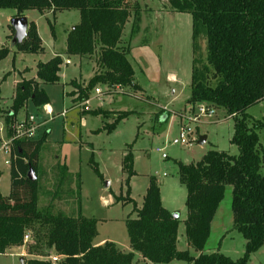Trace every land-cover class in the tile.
Here are the masks:
<instances>
[{"label":"trees","instance_id":"trees-1","mask_svg":"<svg viewBox=\"0 0 264 264\" xmlns=\"http://www.w3.org/2000/svg\"><path fill=\"white\" fill-rule=\"evenodd\" d=\"M172 11L191 15L193 55L199 36L206 39V61L202 65L194 59L191 69L190 97L192 108L205 103L223 108L233 119L234 133L231 143L239 154L208 151L195 164L177 163L178 180L186 189L184 221L185 237L189 247L199 253L177 250L178 218L163 208L160 189L155 177H150L140 208L133 206L134 219L125 226L131 252H122L113 242L94 243L97 237V220L85 218L80 211L76 217L64 215L55 209V202L65 199L71 181L67 182L68 169L57 164L52 169L50 190L42 186L39 152L49 131L36 140L15 141L11 146L10 192L0 194V256L13 247L25 246L30 255L49 258L53 251L60 260L55 264H135V253L153 264H249L250 256L264 248V140L258 130L264 129V120L249 127L247 110L264 101V0H167ZM39 14L51 12L52 20L62 11L75 10L79 22L66 37L68 56L94 57L96 69L85 86L71 82L75 102L88 99L97 86L107 89L129 87L140 90L134 81V70L127 59L130 46L123 45L122 34L132 18L130 38L140 31L141 13L137 4L131 8L126 0H0V10ZM54 36V27L47 21ZM12 31L13 29L8 26ZM15 52L41 55L42 41L33 22L28 23L24 41L14 47ZM0 48V62L10 53ZM63 60L55 56L36 64V79L22 81L16 88L10 107L3 111L7 125L30 102L35 108L49 104L41 84L54 85L60 80ZM101 116L98 130L110 134L116 125L131 112H110L96 108L87 111ZM115 115L111 123L107 118ZM106 122V123H104ZM131 146H129V149ZM93 172L101 178L96 164L90 160ZM36 176L28 178L29 170ZM121 170L127 174L126 202L129 198V179L133 171V155L128 151L122 159ZM75 183L78 192L79 180ZM40 180V181H39ZM66 185V186H65ZM227 186L232 187L231 211L233 229L245 240L241 258H231L217 252L202 253L211 233V223L222 202ZM49 197L47 205L39 209V192ZM56 210V211H55ZM55 211V212H54ZM30 233V242L25 237ZM29 237V236H28ZM24 264H52L45 259H31Z\"/></svg>","mask_w":264,"mask_h":264},{"label":"rangeland","instance_id":"rangeland-1","mask_svg":"<svg viewBox=\"0 0 264 264\" xmlns=\"http://www.w3.org/2000/svg\"><path fill=\"white\" fill-rule=\"evenodd\" d=\"M126 3L130 8L137 4L141 13L140 32L130 38V18L123 30L122 43L130 45L131 54L127 55V59L134 70V81L142 91L129 87L118 91L113 88L107 90L106 95L103 94L99 100L93 89L88 96V110H85L82 106L72 104L66 91L73 77H81L82 82L91 78L95 61L82 60L80 68L77 65L74 67L76 73L73 69L66 71L65 63L61 65L57 84H41L48 95L53 117L46 116L40 108L32 110L30 107L31 114L43 123L34 139L41 138L42 133L49 131L39 152L40 171L37 175L40 179V172L49 174L42 178V186L45 190H50L53 175L51 168L57 164H65L69 175L66 180L71 181V185L69 191L65 192L67 200L56 201L55 209L70 217H76L80 211L83 217L96 219V241L109 239L127 249L130 246L126 220L135 218L133 206L141 207L149 178L155 177L163 208L178 215L177 250L188 251L190 255L197 256L199 253L189 247L185 237L186 189L178 180L177 163L195 164L210 150L238 156L237 147L231 143L234 122L223 108H214L211 117L195 119L200 104L192 108L187 103L193 60L196 59L197 64L202 65L207 57L204 36L198 37L197 51L193 55L191 15L172 11L167 0H126ZM14 14L13 10H0V46L6 42L8 25ZM29 16L38 19L39 37L43 41V47H46V56L18 55L22 57H18L13 65L11 54L0 62V106L4 110L10 105L12 82L17 81L21 75H24V79L35 77L32 60L38 58L47 61L53 49L58 51L63 47L61 42L64 41V31L79 22V13L75 10L58 12L54 20L51 13L40 17L37 11H30ZM48 20L54 27L57 46L54 45ZM144 59L148 61L147 66ZM170 76H174L175 80L172 81ZM103 88L105 91L106 87ZM96 108L111 110L110 112H131V115L107 134L105 131L98 132L102 119L96 120L87 113ZM63 110H67L65 117L57 116ZM247 115L249 127L257 120L263 121L264 101L250 107ZM3 116L1 109L0 118ZM113 116L115 115L107 118V123L112 122ZM182 125L189 126L192 134L188 143L174 145L172 141L178 138ZM258 136L260 141L264 140V129L258 130ZM200 137H205L203 144H198ZM1 148L2 142L0 194L5 197L10 192V168L5 163L8 156ZM128 151L133 155L135 175L129 179V198L132 202L127 203L124 185L127 174L122 172L121 162ZM91 159L98 167L101 178L93 172ZM76 176L80 186L78 192L75 188ZM231 199L232 187L227 186L202 253L218 251L232 260L243 256L245 240L233 229ZM48 200L49 197L40 191L39 209L47 205ZM27 235L29 237L27 236L26 242H30L31 234ZM50 255L54 256L53 251ZM43 259L49 261L48 258ZM143 262L140 255L134 259L135 264ZM0 264H21L20 257L14 256L13 250H8L1 256ZM169 264L184 263L172 261ZM249 264H264V248L250 256Z\"/></svg>","mask_w":264,"mask_h":264},{"label":"crops","instance_id":"crops-1","mask_svg":"<svg viewBox=\"0 0 264 264\" xmlns=\"http://www.w3.org/2000/svg\"><path fill=\"white\" fill-rule=\"evenodd\" d=\"M29 12L30 11H28V12H25L24 13V17H26L27 18V21H28V23L29 22H33L34 24H35V26H36V29H37V33H38V35H39V30H38V19H34V18H30V16H29ZM48 13H51V12H45L44 14H40V17H44L46 14H48ZM14 16H12L11 18H13ZM56 17V16H55ZM126 24H128V22L126 23ZM8 26H10V25H8ZM125 27H126V25H125ZM73 27H70V29H68L67 31L65 30L64 32V41L63 42H61V41H59V43L61 42V43H63V47H61L60 49H58V51L56 50V49H53V53H51V55H50V57H49V59H51L52 57H55V56H60L61 58H62V60H63V64L65 63V68H66V71H69L68 69H73V72H77L76 70H74V67L77 65L79 68L81 67V61L82 60H89V61H91V60H93V61H95L94 60V57H92V59H89V58H80V57H78V56H68V55H66L65 54V51H66V37H67V34H68V32L72 29ZM140 32V31H139ZM13 35H14V30H10L9 29V27H8V32H7V35H6V42L3 44V45H1L0 46V48L1 47H5V46H7V47H9L10 48V53H9V55H13V58H12V64L14 65V64H16V62H17V58L18 57H22V56H18V55H22L23 53H17V52H15V49H14V47L11 45V40H12V37H13ZM54 40H53V42H54V45L55 46H57L58 45V41H56V39H57V37H56V34H55V36H54V38H53ZM7 42H9V43H7ZM129 43V42H128ZM42 44H43V41H42ZM129 45V44H128ZM130 46V45H129ZM131 54V51H130V53H129V55ZM8 55V56H9ZM23 55H25V54H23ZM7 56V57H8ZM33 56H36L37 57V55H33ZM41 56H46V47H44V53L43 54H41ZM64 57V58H63ZM48 59V60H49ZM5 60V59H4ZM47 60V61H48ZM33 61V64H34V66H35V74H36V64L38 63V62H46V61H42L41 59H38V58H36V59H34V60H32ZM143 62H144V64H145V66H147L148 65V61H145V59L143 60ZM63 64H62V66H63ZM62 66H61V68H60V71L62 70ZM95 68H96V66H94V68H92V73H91V76L90 77H92L93 76V74H94V71H95ZM60 78V77H59ZM31 79H36V75H35V77H32ZM31 79H24V75H21V77H19V79H17V81H14V82H12V90H11V94H10V105H11V103H12V98H13V96H14V92H15V90H16V88H17V86L22 82V81H27V80H31ZM170 79L172 80V81H174L175 80V78H174V76H170ZM88 81V80H87ZM87 81H81V77H79V78H76V77H73L72 79H70V81H69V83H68V85H69V89L66 91V96L67 97H69L70 98V100H71V103L72 104H74V100H75V98H76V96L75 95H72V92H73V90H74V87H73V85L71 84V82H76L77 84H80V85H85L86 83H87ZM139 86V85H138ZM40 87H41V85H40ZM139 88H140V91H142V88L139 86ZM46 93V92H45ZM47 97H48V95H47ZM49 99V98H48ZM50 102V101H49ZM76 104V103H75ZM10 105L8 106V108L10 107ZM30 107H32V110L35 108L30 102H28L27 103V105H26V107L23 109V110H21L20 112H19V114H18V118H22L24 115H26V114H31V108ZM43 107H46V108H48V109H51L50 108V103L49 104H47V105H45V106H42L40 109H42ZM7 108V109H8ZM2 109V111H4V109L0 106V110ZM34 110H36V109H34ZM111 111V110H110ZM114 112V111H113ZM59 113H57V115H58ZM94 117V119H96V120H98L99 118H101V116L100 115H98V116H93ZM100 122H102L101 120H100ZM43 136V133H42V135H41V137ZM219 208V207H218ZM217 211H218V209H217ZM217 213V212H216ZM216 215V214H215ZM214 220V219H213ZM213 222V221H212ZM211 225H212V223H211ZM97 238V237H96ZM96 238H95V240H94V243L96 244V245H102L104 242H113L118 248H119V250H121L122 252H125V253H127V252H131V249L130 248H128L127 249V247H121L117 242H115V241H112V240H109V239H105V238H103V239H100V240H98V241H96ZM27 241V240H26ZM8 250H13L14 251V256H16V257H20V259H22V263L21 264H24V262H26V261H28V260H31V259H38V260H40V259H43L42 257H38V256H34V255H30V254H28L27 252H26V249H25V246H21V247H13V248H10V249H8ZM7 250V251H8ZM137 255H139V254H136L135 253V257H137ZM0 258H1V256H0ZM147 262V261H146Z\"/></svg>","mask_w":264,"mask_h":264},{"label":"built area","instance_id":"built-area-1","mask_svg":"<svg viewBox=\"0 0 264 264\" xmlns=\"http://www.w3.org/2000/svg\"><path fill=\"white\" fill-rule=\"evenodd\" d=\"M103 86H97L94 88L95 90V95L96 98L101 100V97L106 95L105 93L107 92V88H105V91H103ZM118 91L119 89L116 88ZM88 104L89 100L85 99L81 101L80 103H76V105L82 106L85 110H88ZM200 105L198 106L195 114V119H198L200 117L202 118H208L211 117L213 114V107L205 104V103H199ZM210 106V107H208ZM42 111L46 116L53 117V112L46 108L43 107ZM67 113V110L61 111L57 116L60 117H65ZM5 116L3 118H0V142H2V148L1 150L7 154L8 159L6 160V164L10 166L11 163V146L15 141L19 140H24V141H31L35 140L34 137L40 128V126L43 124L39 122L32 114H26L22 118H16L14 122L12 121L9 125L6 124L4 120ZM189 121L190 119L187 118ZM192 134V131L189 126L187 125H182L179 128V133H178V138L174 139L172 141V144L177 145V144H186L189 141V136ZM159 151V150H157ZM27 236L25 237V242L27 240ZM49 261L52 264H55L60 260L59 256H51L48 258Z\"/></svg>","mask_w":264,"mask_h":264},{"label":"water","instance_id":"water-1","mask_svg":"<svg viewBox=\"0 0 264 264\" xmlns=\"http://www.w3.org/2000/svg\"><path fill=\"white\" fill-rule=\"evenodd\" d=\"M10 27L14 30V35L11 40V45L15 47L16 45L21 44L26 37L27 28H28L27 18L24 16L11 18ZM204 140H205V137H200L198 144H203ZM28 178L31 181L36 180V176L34 175L31 169L28 172ZM172 215L174 218H178V215L176 213ZM20 262L22 263V259H20Z\"/></svg>","mask_w":264,"mask_h":264}]
</instances>
